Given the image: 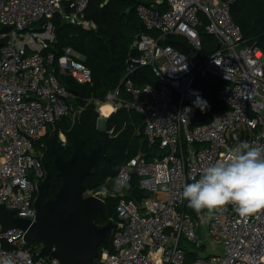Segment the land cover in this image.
<instances>
[{
	"label": "built area",
	"instance_id": "2783aa9c",
	"mask_svg": "<svg viewBox=\"0 0 264 264\" xmlns=\"http://www.w3.org/2000/svg\"><path fill=\"white\" fill-rule=\"evenodd\" d=\"M89 1L0 0V29L10 27L0 31V205L14 217L35 220L33 204L45 176L44 147L36 145L47 127L81 112L69 103L72 96L59 76L91 83L89 69L69 47L58 58L46 50L55 42L56 16L85 30L96 28L86 16ZM230 3L157 0L136 7L145 30L130 46L138 55H130L122 85L109 90L96 103V111L106 118L101 109L108 104L109 114L120 107L139 113L145 140L158 154L148 161L143 155L132 158L113 180L85 192V197L103 203L119 197L110 250L102 247L94 264L264 263V210L242 217L228 204L191 214L183 210L186 201L180 195L185 183L199 179L207 166L229 160L243 141L264 154V50L245 42L231 18ZM159 4L165 9L160 10ZM199 14L207 20L204 31L215 39L216 49L196 63L194 57L201 49ZM170 37L183 38L190 53L168 44ZM140 67L151 68L156 86L133 84L130 76ZM197 74L225 83L217 97L226 109L218 110L206 124L191 126L195 109L184 104V97ZM121 88L130 95L129 101L120 98ZM58 136L65 146V135ZM133 174L148 194L140 202L124 198ZM24 236L20 228L2 231L0 226V264H57L39 257L37 244L35 259ZM209 236L220 242L219 250L204 241ZM181 239L198 252L194 260L186 261Z\"/></svg>",
	"mask_w": 264,
	"mask_h": 264
},
{
	"label": "trees",
	"instance_id": "16d2710c",
	"mask_svg": "<svg viewBox=\"0 0 264 264\" xmlns=\"http://www.w3.org/2000/svg\"><path fill=\"white\" fill-rule=\"evenodd\" d=\"M156 1L90 0L86 16L95 24L94 30H85L63 23L58 16L52 20L55 42L46 51L52 52L58 58L62 54V50L69 47L81 57L80 62L91 73V83L85 84L77 83L71 76H59L60 82L66 86L68 93L72 96L69 103L75 110L81 111L78 115V134L84 140L83 151L85 154H89L99 143L97 129L99 114L96 111V103L102 102L109 90L122 83L126 74L128 58L130 55H138L135 50H130V46L133 40L145 30L136 15V7L139 4L148 5ZM230 15L234 23L240 28L245 42L248 44L255 43L264 50V0H231ZM198 20L200 25L197 27V32L201 40V49L194 57L196 63H200L216 49L215 39L204 31L207 24L205 16L199 14ZM149 34L155 35L156 32H149ZM172 46L178 48L175 45ZM130 79L138 87L146 84L157 85L150 67L136 69ZM224 84L222 80L214 76H201L199 74L195 76L184 97V104L191 105L195 109V118L199 119V122L191 126L206 124L218 110L226 109V105L217 97ZM194 90L198 91L208 101L209 106L206 110L201 111L194 105ZM120 98L127 101L131 99L123 88H121ZM72 122L71 117H64L53 125H49L45 135L36 145L37 148L41 144L43 145L44 157L51 169L47 198H53L62 184L53 164L54 156L50 152V137H55L58 153L63 159L70 158L72 149L68 130ZM143 122L139 113L122 107L108 116L105 121V130L110 133L113 140L107 147V157L99 159L92 168L91 174L83 179L86 191H96L113 180L121 166L128 163L132 158L143 155L148 161L158 154V149L149 147L145 140ZM60 132L66 137L65 146H62L59 140ZM138 182V177L134 174L131 175L123 191L125 199L140 202L147 197L148 194L139 188ZM118 200L119 197L105 199L102 209L96 215L94 221L96 226L101 227L109 221H117L115 207ZM183 210L191 214L196 211L189 207L187 202ZM35 245L33 243L28 244L29 247H32L33 257L37 259L38 256L33 248ZM110 245L111 239L109 238L108 243L100 245L98 251L102 247L110 250ZM201 250H204V247ZM185 255L186 261H192L198 256V252L192 246L189 249L185 248Z\"/></svg>",
	"mask_w": 264,
	"mask_h": 264
},
{
	"label": "water",
	"instance_id": "95a60500",
	"mask_svg": "<svg viewBox=\"0 0 264 264\" xmlns=\"http://www.w3.org/2000/svg\"><path fill=\"white\" fill-rule=\"evenodd\" d=\"M10 27H1L7 32ZM185 54L190 48L178 39H167ZM191 124L199 122L192 118ZM78 116L73 118L68 130L72 155L68 159L58 153L55 137H50V152L53 164L62 184L53 198H47L51 169L42 158L45 176L37 187L34 201L35 220L13 216V212L0 205V226L2 231L20 228L25 232L27 243L40 245L39 257L55 260L57 264H94L100 245H106L111 231L116 227L113 221L96 226L94 221L102 209L103 202L94 196L85 197L83 179L89 176L99 159L106 158V150L113 138L105 130V120L98 117L99 143L89 154L83 151L84 140L78 134ZM101 124V125H100ZM111 186V183L107 185ZM264 264V263H259Z\"/></svg>",
	"mask_w": 264,
	"mask_h": 264
},
{
	"label": "clouds",
	"instance_id": "9594fccd",
	"mask_svg": "<svg viewBox=\"0 0 264 264\" xmlns=\"http://www.w3.org/2000/svg\"><path fill=\"white\" fill-rule=\"evenodd\" d=\"M194 105L204 111L209 104L194 90ZM194 210H219L231 204L242 217L264 210V154L247 141L234 149L227 161L207 166L199 179L185 183L180 193Z\"/></svg>",
	"mask_w": 264,
	"mask_h": 264
},
{
	"label": "rangeland",
	"instance_id": "374dc122",
	"mask_svg": "<svg viewBox=\"0 0 264 264\" xmlns=\"http://www.w3.org/2000/svg\"><path fill=\"white\" fill-rule=\"evenodd\" d=\"M104 105V104H103ZM102 105V106H103ZM114 113V112H113ZM110 115V114H109ZM108 115V116H109ZM77 116V115H76ZM108 116L105 118V117H103L102 119H107L108 118ZM74 118V117H73ZM73 120V119H72ZM101 125V124H100ZM46 131H47V129H46ZM45 131V132H46ZM54 137V136H53ZM43 152H44V149H43ZM198 236L200 237V238H203V236H202V234L200 233V232H198ZM210 240V241H209ZM213 238H211L210 236L208 237V238H206V239H204V241L206 242V243H208V245H209V242H210V244L216 249V250H219L220 249V242L219 241H215V240H213ZM181 243L182 244H184V245H186V247L188 248V246H191L189 243H186L185 242V240L184 239H181Z\"/></svg>",
	"mask_w": 264,
	"mask_h": 264
},
{
	"label": "bare ground",
	"instance_id": "6f19581e",
	"mask_svg": "<svg viewBox=\"0 0 264 264\" xmlns=\"http://www.w3.org/2000/svg\"><path fill=\"white\" fill-rule=\"evenodd\" d=\"M110 110H111V107H110V105H108V104L103 105V107H102V109H101L102 114H103L104 116H106V117L109 115Z\"/></svg>",
	"mask_w": 264,
	"mask_h": 264
},
{
	"label": "crops",
	"instance_id": "0c3cea01",
	"mask_svg": "<svg viewBox=\"0 0 264 264\" xmlns=\"http://www.w3.org/2000/svg\"><path fill=\"white\" fill-rule=\"evenodd\" d=\"M159 9L160 10H163V9H165V6H164V4H159ZM172 39H178V40H180V41H184L183 40V38H181V37H174V38H172ZM178 47V46H177ZM178 49H179V47H178ZM105 121H106V119H104ZM46 133V132H45ZM45 135V134H44ZM190 247H192V246H188V248L187 247H185L186 249H189Z\"/></svg>",
	"mask_w": 264,
	"mask_h": 264
},
{
	"label": "flooded vegetation",
	"instance_id": "af4514ba",
	"mask_svg": "<svg viewBox=\"0 0 264 264\" xmlns=\"http://www.w3.org/2000/svg\"><path fill=\"white\" fill-rule=\"evenodd\" d=\"M43 158H45L44 156H43ZM46 160V159H45ZM42 162V161H41ZM47 162V161H46ZM43 165V164H42Z\"/></svg>",
	"mask_w": 264,
	"mask_h": 264
}]
</instances>
